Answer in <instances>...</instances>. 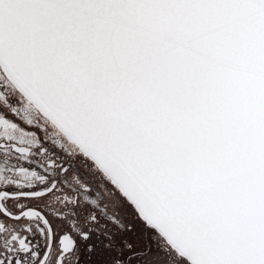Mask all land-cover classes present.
<instances>
[{
    "label": "snow or ice",
    "instance_id": "1",
    "mask_svg": "<svg viewBox=\"0 0 264 264\" xmlns=\"http://www.w3.org/2000/svg\"><path fill=\"white\" fill-rule=\"evenodd\" d=\"M0 264H264V0H0Z\"/></svg>",
    "mask_w": 264,
    "mask_h": 264
}]
</instances>
